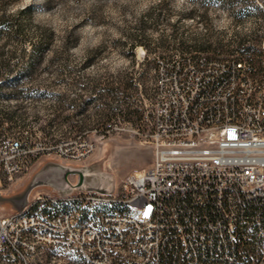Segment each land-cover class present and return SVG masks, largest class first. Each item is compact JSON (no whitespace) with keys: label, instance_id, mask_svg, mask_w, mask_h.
<instances>
[{"label":"built area","instance_id":"built-area-1","mask_svg":"<svg viewBox=\"0 0 264 264\" xmlns=\"http://www.w3.org/2000/svg\"><path fill=\"white\" fill-rule=\"evenodd\" d=\"M256 59L157 58L146 112L149 167L127 176L116 193L83 187L39 193L23 207L38 208L36 218L13 221L19 210L0 215V264H33L31 253L44 243L63 264H264V69L257 68L262 80H255L249 64ZM92 151L79 141L59 154L81 160ZM52 153L50 143L27 132L1 137L0 180ZM55 198L76 201L79 213L49 214ZM103 198L132 199L133 211L80 215ZM78 217L86 228L76 227ZM109 245H117L122 260L109 257Z\"/></svg>","mask_w":264,"mask_h":264},{"label":"rangeland","instance_id":"rangeland-1","mask_svg":"<svg viewBox=\"0 0 264 264\" xmlns=\"http://www.w3.org/2000/svg\"><path fill=\"white\" fill-rule=\"evenodd\" d=\"M201 4L198 0H132L121 5L112 0L110 7V0H72L71 4L31 0L28 5L25 0H0V59L12 70H6V75L30 74L3 90L20 92L15 98H0V119L6 120L4 113L14 115L0 124V138L27 132L33 141L54 147V153L37 159L28 172L11 181L0 180V215L23 208L39 193L61 196L81 187L116 193L127 176L149 167L146 112L157 58L176 53L257 57L254 52H238L233 43L222 51L180 49L170 37V24L177 23L180 33L209 32L213 41L223 43L233 41L235 34L264 40V1H209L207 22L200 17ZM250 5L263 15L244 12L240 21L232 17L231 9H251ZM58 8H63L61 20L56 15L36 20L38 14H55ZM190 10L199 11L191 18L184 15ZM110 13L121 16L122 27L112 23ZM70 16L74 22L67 23ZM38 26L52 29L55 38L49 49L33 54L30 43L36 40ZM101 26L116 28L115 37L108 31L86 30ZM105 115L112 119L105 122ZM79 141L93 145L86 158L59 154ZM55 199L56 210L66 207L63 198Z\"/></svg>","mask_w":264,"mask_h":264},{"label":"trees","instance_id":"trees-1","mask_svg":"<svg viewBox=\"0 0 264 264\" xmlns=\"http://www.w3.org/2000/svg\"><path fill=\"white\" fill-rule=\"evenodd\" d=\"M198 1H202V15L200 16L202 18L203 21H209L208 16V7H207V3L209 1H218V0H198ZM223 1H229L231 3H233V1H264V0H223ZM247 5V4H246ZM252 6L251 9H244V10H238V11H234L233 9H231L230 13L232 15V17L236 20V21H240L241 20V16L243 15L244 12H248V13H254L257 16H262L263 12L256 6L250 5ZM199 10H190L189 12L185 13L184 15L187 17H194L196 12ZM172 29V34L170 35V37L172 38V41L174 43H176L178 45V47L180 49H184V50H195V51H201V52H208V51H218V50H228V48L230 47V45L233 43L236 46V50L242 54H249L251 52L256 53L255 56H257V58L260 55V48L259 45L261 44V37H257L255 39H251V36L249 35H238L235 34L234 35V40L233 41H229L228 43H223L221 39H216L215 41L212 40L213 35L209 34V32H206V34H188L186 31L183 32H177V23L174 24H170L169 25ZM19 31V26L16 25L15 26V33H17ZM55 38V32L50 29V28H46L44 26H38L37 27V34H36V40L31 44L32 47V53L33 54H39L41 51L45 50V49H49L50 46L52 45V42L54 41ZM164 41V39H160V42L162 43ZM137 43H135L133 45V47L136 45ZM138 44H141L144 48H146V44L143 43V41H139ZM131 47V49L133 48ZM98 51V48L95 50ZM148 50L146 49V52ZM133 51H130L131 57L133 58ZM30 61H34L33 59H31ZM132 61H134L132 59ZM6 70L8 71H12L9 69V67L7 65H4L3 62L0 59V98L3 99H11V98H15L16 93L20 92V91H10L8 93H4L3 90L6 89V87L8 85H15L16 84V79L20 78V77H29L30 74L29 73H25L23 75H20L18 77H12L9 78L7 77V73ZM45 93H41L40 96H44ZM57 96V95H56ZM58 98H60L61 96H57ZM60 100V99H59ZM14 117V115L12 113H4V118H6L5 121H10L12 120V118ZM65 120V118H63ZM103 120H105V122H109L112 118L108 115H105L102 117ZM4 120L0 119V124L2 125V122H5ZM237 264H252L251 262H245V261H240V263ZM255 264H259V263H255Z\"/></svg>","mask_w":264,"mask_h":264},{"label":"bare ground","instance_id":"bare-ground-1","mask_svg":"<svg viewBox=\"0 0 264 264\" xmlns=\"http://www.w3.org/2000/svg\"><path fill=\"white\" fill-rule=\"evenodd\" d=\"M260 47H264V40ZM257 68L264 69V55H262V48H260V55L256 59V64H249V72H255V80H262V71H257ZM56 199L53 205L49 206V214L73 215L79 213V204L76 201H67L66 207L61 210H56ZM112 212L117 213H132L133 201L132 199L118 200L116 198H103L96 203L94 207L80 208L81 216H97V218L111 217ZM141 212V220H149V212ZM38 215V208H21L19 213L13 214V221H20V218H36ZM76 227L86 228V218L78 217L76 219ZM134 235H141V228H134ZM53 239H61L60 231H52ZM52 244L44 243L39 247V252L31 253V260L33 264H63L58 260V256H51ZM109 257L114 260H122V252L117 251V245H109Z\"/></svg>","mask_w":264,"mask_h":264},{"label":"clouds","instance_id":"clouds-1","mask_svg":"<svg viewBox=\"0 0 264 264\" xmlns=\"http://www.w3.org/2000/svg\"><path fill=\"white\" fill-rule=\"evenodd\" d=\"M111 2H112V0H110V7H111ZM131 2H132V0H118V3L121 4V5L130 4ZM30 3H31V0H25V4L26 5H28ZM69 3L71 4L72 3V0H69ZM62 13H63V8H58L56 10L55 14H53L51 12H45L43 14H38L37 17H36V20L39 22V21L45 19L46 17L50 19V18H52L53 15L58 16L59 19L61 20ZM108 18L115 25H118V26H121V27L123 26V23H122V20L123 19L121 18V16L120 17H113V15L110 13L108 15ZM72 22H74V18L70 16L69 19H68V21H67V23H72ZM86 30L89 31V32L95 31V32H99V33H103L104 31H108V32H110L115 37L114 33H115L116 28H114V27L101 26L99 28H91V27H89ZM99 36H101L102 39H103V36L102 35H99Z\"/></svg>","mask_w":264,"mask_h":264},{"label":"snow or ice","instance_id":"snow-or-ice-1","mask_svg":"<svg viewBox=\"0 0 264 264\" xmlns=\"http://www.w3.org/2000/svg\"><path fill=\"white\" fill-rule=\"evenodd\" d=\"M149 211H150V209H149ZM145 214L147 215V212Z\"/></svg>","mask_w":264,"mask_h":264},{"label":"crops","instance_id":"crops-1","mask_svg":"<svg viewBox=\"0 0 264 264\" xmlns=\"http://www.w3.org/2000/svg\"><path fill=\"white\" fill-rule=\"evenodd\" d=\"M4 181V180H3Z\"/></svg>","mask_w":264,"mask_h":264}]
</instances>
